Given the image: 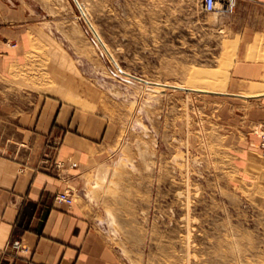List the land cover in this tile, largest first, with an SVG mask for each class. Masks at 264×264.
<instances>
[{
	"label": "rangeland",
	"instance_id": "obj_1",
	"mask_svg": "<svg viewBox=\"0 0 264 264\" xmlns=\"http://www.w3.org/2000/svg\"><path fill=\"white\" fill-rule=\"evenodd\" d=\"M80 1L130 74L264 91V71H234L264 64V34L240 32L242 18L263 26L264 0H238L231 15L205 13L202 0ZM21 3L33 24L14 79L105 118L86 204L121 263L264 264V161L245 157L264 156V99L145 85L75 0Z\"/></svg>",
	"mask_w": 264,
	"mask_h": 264
},
{
	"label": "crops",
	"instance_id": "obj_2",
	"mask_svg": "<svg viewBox=\"0 0 264 264\" xmlns=\"http://www.w3.org/2000/svg\"><path fill=\"white\" fill-rule=\"evenodd\" d=\"M21 2L0 0V264H122L98 210L86 204L90 173L106 155L105 118L14 79L33 24ZM262 14L259 27L242 18L245 38L264 34ZM236 70L264 71V64ZM245 157L264 161L256 149ZM67 189L78 200L56 201Z\"/></svg>",
	"mask_w": 264,
	"mask_h": 264
},
{
	"label": "bare ground",
	"instance_id": "obj_3",
	"mask_svg": "<svg viewBox=\"0 0 264 264\" xmlns=\"http://www.w3.org/2000/svg\"><path fill=\"white\" fill-rule=\"evenodd\" d=\"M78 3L80 4V6H81V8H82V10L84 12V15L86 16V19H87L89 25L92 27L93 33L96 36V39L98 40V42L103 44L104 49L107 50V52H109L110 56L112 58H114V61L117 62L116 57L114 56V54H112L110 48L105 43V41H104L101 33L99 32L98 28L96 27V25L93 23V21L89 17V14L87 13L85 6L83 5V3L80 0H78ZM58 46H59V44H58ZM62 51L63 50H61V52ZM118 65H119V68L123 72H125L126 74H128L130 76H137V75H134V74H130L128 71L124 70L119 63H118ZM137 77H139V76H137ZM140 78L143 80L141 82H144L145 85H149V86H152V87H159V88H162V89H164V88H170V89L189 88V89L198 90V91H204V92H216V93H223V94H226V95H230L231 94V95H236L237 97L239 96L241 98H252V97H256L257 98V97H263L264 96V91L263 90H262V92H258V93H255L254 91L249 90V89L247 91H244V92H239V91L238 92H228V91H220V90H214V89L206 88V87H203L202 85L201 86H183V85H180V84H173V83L160 82V81H152V80H148V79H145V78H142V77H140ZM250 92H252V93H250Z\"/></svg>",
	"mask_w": 264,
	"mask_h": 264
},
{
	"label": "built area",
	"instance_id": "obj_4",
	"mask_svg": "<svg viewBox=\"0 0 264 264\" xmlns=\"http://www.w3.org/2000/svg\"><path fill=\"white\" fill-rule=\"evenodd\" d=\"M237 4L238 0H202V7L205 13L231 15L236 11ZM260 135L262 137V148L264 150V124ZM72 165L75 166L76 163H72ZM57 166H61V163H57ZM55 200L59 202L72 203L75 198H73L72 192L67 189L64 192L57 193ZM13 245L17 248L22 247L20 240H15Z\"/></svg>",
	"mask_w": 264,
	"mask_h": 264
},
{
	"label": "water",
	"instance_id": "obj_5",
	"mask_svg": "<svg viewBox=\"0 0 264 264\" xmlns=\"http://www.w3.org/2000/svg\"><path fill=\"white\" fill-rule=\"evenodd\" d=\"M75 1L78 4V6L80 7V4L78 3V0H75ZM131 77H133L134 79H136L138 81H143L140 77H137V76H131ZM177 89H181V90H184V91H187V92H200V93L215 94V95H226V94H223V93L204 92V91H198V90H193V89H189V88H177ZM230 96H236V95H230Z\"/></svg>",
	"mask_w": 264,
	"mask_h": 264
}]
</instances>
